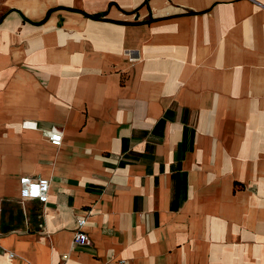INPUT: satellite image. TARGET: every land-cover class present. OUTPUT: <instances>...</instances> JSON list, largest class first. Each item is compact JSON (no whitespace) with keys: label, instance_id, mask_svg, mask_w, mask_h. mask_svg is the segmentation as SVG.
Listing matches in <instances>:
<instances>
[{"label":"crops","instance_id":"obj_1","mask_svg":"<svg viewBox=\"0 0 264 264\" xmlns=\"http://www.w3.org/2000/svg\"><path fill=\"white\" fill-rule=\"evenodd\" d=\"M5 7L0 264H264V0Z\"/></svg>","mask_w":264,"mask_h":264},{"label":"built area","instance_id":"obj_2","mask_svg":"<svg viewBox=\"0 0 264 264\" xmlns=\"http://www.w3.org/2000/svg\"><path fill=\"white\" fill-rule=\"evenodd\" d=\"M52 145L60 147L62 144V134L55 131L49 136ZM21 185V199L25 200H38L42 204L48 203V195L50 192V182L48 179H32L30 177H24L20 180ZM86 225V220L81 219L78 221L79 232L74 238V244L77 246H85L90 244L89 237L83 232V228ZM15 255L11 254L10 258H14Z\"/></svg>","mask_w":264,"mask_h":264},{"label":"rangeland","instance_id":"obj_3","mask_svg":"<svg viewBox=\"0 0 264 264\" xmlns=\"http://www.w3.org/2000/svg\"><path fill=\"white\" fill-rule=\"evenodd\" d=\"M6 0H0V16L6 11Z\"/></svg>","mask_w":264,"mask_h":264},{"label":"trees","instance_id":"obj_4","mask_svg":"<svg viewBox=\"0 0 264 264\" xmlns=\"http://www.w3.org/2000/svg\"><path fill=\"white\" fill-rule=\"evenodd\" d=\"M90 17V16H89ZM92 18H99L100 16H95V17H93V16H91Z\"/></svg>","mask_w":264,"mask_h":264}]
</instances>
